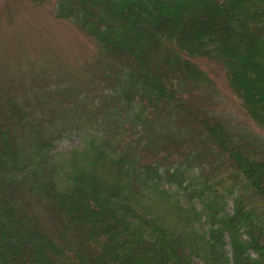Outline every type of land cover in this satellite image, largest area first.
Returning a JSON list of instances; mask_svg holds the SVG:
<instances>
[{"label": "trees", "instance_id": "trees-1", "mask_svg": "<svg viewBox=\"0 0 264 264\" xmlns=\"http://www.w3.org/2000/svg\"><path fill=\"white\" fill-rule=\"evenodd\" d=\"M51 1L97 50L0 90V264H264V150L197 62L264 137V0Z\"/></svg>", "mask_w": 264, "mask_h": 264}, {"label": "rangeland", "instance_id": "rangeland-1", "mask_svg": "<svg viewBox=\"0 0 264 264\" xmlns=\"http://www.w3.org/2000/svg\"><path fill=\"white\" fill-rule=\"evenodd\" d=\"M96 50L95 40L83 29L68 20L55 17L53 1L0 0V90L15 77H27L35 72L42 74L38 73L42 70L56 74L78 71L93 61ZM197 62L217 85V108L221 116L238 124L248 139L256 143V148L263 151L264 137L240 115L236 99L225 84L221 69L207 59L198 58ZM56 74L54 78L49 75L50 82L56 77L61 78ZM81 146V135L66 134L56 142L53 152L65 153ZM170 172L175 170L171 169ZM182 172H188V177H193L197 170L188 168ZM160 187L168 190L183 207L193 205L201 210L202 197L187 198L172 181L163 180ZM222 203L224 210L231 212L232 196H224ZM195 262L202 264L198 259Z\"/></svg>", "mask_w": 264, "mask_h": 264}]
</instances>
